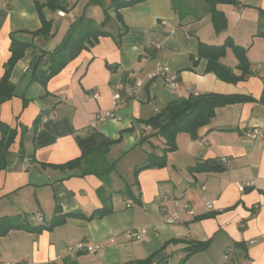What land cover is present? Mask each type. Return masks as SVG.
Segmentation results:
<instances>
[{"label": "crops", "instance_id": "0c3cea01", "mask_svg": "<svg viewBox=\"0 0 264 264\" xmlns=\"http://www.w3.org/2000/svg\"><path fill=\"white\" fill-rule=\"evenodd\" d=\"M232 1L216 6L226 19V29L218 34L203 0H144L119 9L120 22L110 10L104 25L108 35L43 88L32 80L33 58L53 51L81 17L102 24L112 0H61L63 9L43 6L40 11L37 5L45 0H0V80L11 37L31 44L11 70L13 96L0 103V123L14 132L0 171V217L23 216L38 226L52 220L56 207L60 215H83L66 217L38 234L11 231L0 239V263L135 264L154 255L151 264H241L246 259L264 264V0ZM41 18L50 24L49 32L33 36ZM226 39L246 49L249 65L234 83L209 72L207 60L196 56L198 42L220 46ZM220 63L239 74L230 48ZM159 65L176 76L174 89L150 77ZM93 91L99 93L96 100L90 97ZM203 94L247 100L216 108L195 138L177 134L176 150L167 154L164 167L136 173L152 150L150 143H140L152 133L144 122L166 104ZM99 112H112L94 129L115 142L105 155L107 163H115L107 186L94 175L80 176L79 170L41 168L80 157L75 136L84 135ZM254 129L258 139L246 136ZM154 153L160 155L161 147ZM198 164L200 171H189ZM245 183L252 185L240 191ZM126 190L131 196L123 195ZM174 201L188 203L193 214L180 212V222L167 225L164 215L173 212ZM105 205L109 214L88 219ZM128 229H146L147 236L127 242ZM190 242L210 244L187 256ZM76 243L104 247L93 255L67 257L66 247Z\"/></svg>", "mask_w": 264, "mask_h": 264}, {"label": "trees", "instance_id": "16d2710c", "mask_svg": "<svg viewBox=\"0 0 264 264\" xmlns=\"http://www.w3.org/2000/svg\"><path fill=\"white\" fill-rule=\"evenodd\" d=\"M61 0H45L42 5H37L38 11L43 6L52 10L63 9L59 4ZM144 0H112L109 7L105 8L104 21L96 25L86 18H79L74 21L60 44L51 52L42 51L35 56L30 64L32 71V80L46 88L47 83L57 74H59L68 63L73 61L82 51L92 47L100 37L108 35L104 30V25L108 22V12L115 11V18L120 22L119 9L131 6ZM207 5L206 13L210 16V21L215 33H220L226 29L225 16L216 9L218 4H234L232 0H203ZM42 27L31 33L35 35H47L50 24L41 18ZM31 44L21 42L11 37L9 47L10 58L4 67V74L0 80V103L9 100L14 94V86L9 78L12 68L16 62L24 56L27 48ZM230 48L237 60L236 75L230 68L222 65L220 59L224 56L226 49ZM196 56L207 60V70L215 74L219 79L225 82H237L248 73V61L246 58V49L235 45L230 39H226L220 46L207 45L198 42ZM247 99L240 96H222L216 94H203L190 96L188 99L179 100L166 104L154 116L147 119L144 123L151 128L152 133L142 136L140 143H150L152 150L147 154L146 161L136 166L135 172L148 168H162L166 165V156L168 153L176 150L175 138L179 133H187L191 137H196L197 130L209 123L213 117L214 110L219 107L241 103ZM0 171L6 167V152L12 142L14 132L10 131L5 125L0 123ZM152 138H157L158 144L151 142ZM76 144L81 152L80 157L62 165H43L41 168H52L59 171L79 170L80 176L94 175L100 179L104 185H108V176L115 171V163H107L105 155L109 152L114 141L107 139L95 130H88L84 135L75 136ZM156 147H161V154L154 153ZM201 164L189 168L190 172H198L202 169ZM101 191L98 193L100 194ZM131 196V193L124 191L123 195ZM111 212V207L105 205L102 209L92 213L93 216L101 217ZM61 210L56 207L52 220L48 224L30 226L23 216H1L0 217V239L6 237L11 231L23 230L26 232L38 234L44 230L50 231L57 225L62 224L66 217H80L78 213H68L60 215ZM210 242H190L184 250L187 256L197 252L205 251ZM154 255L137 261L135 264H151ZM182 262V261H181ZM181 264V263H180Z\"/></svg>", "mask_w": 264, "mask_h": 264}, {"label": "built area", "instance_id": "2783aa9c", "mask_svg": "<svg viewBox=\"0 0 264 264\" xmlns=\"http://www.w3.org/2000/svg\"><path fill=\"white\" fill-rule=\"evenodd\" d=\"M186 38H188V35H185ZM151 78H160L164 82H166L171 88L176 87V76L172 73H170L168 67L166 65H159L151 75ZM90 97L94 100L98 99L99 93L97 91H93L90 94ZM119 100L116 96L112 97V105L113 107L117 106ZM112 117V112H99L96 114L95 118L90 121L88 125L89 130H94L97 125L102 122L105 119H109ZM47 118H44V121H46ZM247 137L251 139H258L260 137V133L258 130L254 129L250 133L246 134ZM225 162V159L222 160V163ZM252 183H245L243 185L239 186V190L243 191L245 187L251 186ZM126 207H129L131 205V200L126 199L125 200ZM207 209H212V205L210 203L205 204ZM173 212L164 215V223L167 225H173L178 224L180 222L179 220V213L184 212L186 214L192 215L193 211L188 203H181L178 201L173 202ZM35 219L38 222H42L43 219L40 214H35ZM147 236V230L146 229H128L123 233V238L127 242H136L144 239ZM104 247L103 244L90 246L86 245L84 243H76L74 245H69L66 247V256L71 257L76 254H87V255H93L97 253L99 250H101ZM0 264H16V263H10V262H1ZM241 264H252V262L248 259L244 260Z\"/></svg>", "mask_w": 264, "mask_h": 264}, {"label": "rangeland", "instance_id": "374dc122", "mask_svg": "<svg viewBox=\"0 0 264 264\" xmlns=\"http://www.w3.org/2000/svg\"><path fill=\"white\" fill-rule=\"evenodd\" d=\"M197 27H200L202 33L204 32V26H203V24H201V22L199 24H197ZM215 34H218V33H215ZM46 218H47V220H49L48 217H46ZM30 223H31V221H30Z\"/></svg>", "mask_w": 264, "mask_h": 264}, {"label": "water", "instance_id": "95a60500", "mask_svg": "<svg viewBox=\"0 0 264 264\" xmlns=\"http://www.w3.org/2000/svg\"><path fill=\"white\" fill-rule=\"evenodd\" d=\"M161 264H168V260L163 261Z\"/></svg>", "mask_w": 264, "mask_h": 264}]
</instances>
